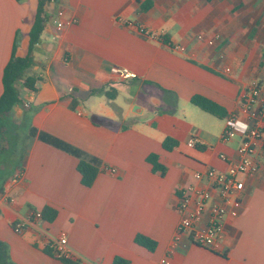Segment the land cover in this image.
<instances>
[{"label":"crops","instance_id":"1","mask_svg":"<svg viewBox=\"0 0 264 264\" xmlns=\"http://www.w3.org/2000/svg\"><path fill=\"white\" fill-rule=\"evenodd\" d=\"M37 6L0 0V98L7 64L29 52ZM59 10L77 23L57 29ZM45 14L27 72L35 90L15 83L19 102L0 122V241L11 261L63 264L47 253V235L64 234L80 264L119 257L129 264H264V135L258 171L244 178L240 213L228 218L220 251L187 236L174 241L188 187L207 183L195 173L228 169L221 156L235 159L241 136L222 141L226 121L246 122L245 94L253 85L264 89V0H49ZM124 69L136 77L123 79ZM194 96L217 103L225 116L200 109ZM167 138L177 142L171 150ZM191 138L199 140L192 148ZM151 155L164 173L153 170ZM83 157L101 168L90 188L77 169ZM45 208L55 218L37 220ZM137 235L156 249L137 244Z\"/></svg>","mask_w":264,"mask_h":264},{"label":"built area","instance_id":"2","mask_svg":"<svg viewBox=\"0 0 264 264\" xmlns=\"http://www.w3.org/2000/svg\"><path fill=\"white\" fill-rule=\"evenodd\" d=\"M123 22L122 18L117 19ZM57 29L62 30L69 25L77 23L75 18L65 19L64 10H59L53 20ZM128 27L140 28L136 23L126 22ZM213 45V42H209ZM176 50L184 51L183 46H176ZM226 73L230 69H225ZM123 79L135 78L136 74L124 69L121 71ZM28 106V105H26ZM242 106L246 112V122L242 123L235 115L229 117L226 121L225 130L221 136L222 141H229L237 134L241 136V143L238 148V156L229 160L227 156H221L228 161V169L220 172L209 168L205 172L195 173V179L198 182L205 180L207 183L203 186L191 185L188 187L185 196L182 199L179 213L181 220L177 227L175 243H178L183 236L202 247L213 252H218L222 248L225 237L226 223L228 218H238L241 207V198L245 191V179L257 173L258 165L256 163L257 142L264 135V89L259 85H253L245 94ZM199 142L196 138L188 141L189 147H195ZM113 175L116 174L114 168L109 169ZM23 171L18 170L11 178V184L16 185L22 178ZM7 202H14L10 197H6ZM35 218L41 220V213H36ZM23 224L15 227V232L21 233ZM47 246L54 250L58 257L71 258L78 261L73 256L68 246V238L62 234L58 237L47 235ZM161 264H174L169 258H163Z\"/></svg>","mask_w":264,"mask_h":264},{"label":"trees","instance_id":"3","mask_svg":"<svg viewBox=\"0 0 264 264\" xmlns=\"http://www.w3.org/2000/svg\"><path fill=\"white\" fill-rule=\"evenodd\" d=\"M48 1L49 0H38L35 18L33 21L32 28L29 32L30 43L29 52L27 56L16 57L14 54L5 68L3 77L4 92L0 98V122L3 117L11 113L14 105L19 102V94L15 87V83L23 81L24 85L27 88L35 90V81L27 77V72L34 65L33 51L34 48L38 45L41 39V35L44 31L45 25L47 23L45 6ZM192 103L200 109L219 118L225 116V111L221 106L205 97L194 96L192 98ZM176 145L177 142L171 138H167L164 142V147L167 150L173 149ZM63 148L73 154L82 156L76 149H73L72 147L64 146ZM148 161L153 165L154 171H161L162 173L165 172V168L158 162V157L156 155L149 156ZM77 169L81 174L82 184L87 188L93 186L101 171V168L98 164L84 157L80 159ZM21 170L23 171V169ZM41 216L42 218L46 217L52 220V218H55L56 212L50 208H45ZM135 241L137 244L149 249L150 251H154L157 247V243L155 241L151 240L150 238L144 235H137ZM47 253L57 257L63 262V264H80L79 261H76L71 258H66L63 256L58 257L55 254L54 250L51 248L47 249ZM0 264H14L10 259L8 247L1 241ZM113 264H129V262L119 257L114 260Z\"/></svg>","mask_w":264,"mask_h":264}]
</instances>
